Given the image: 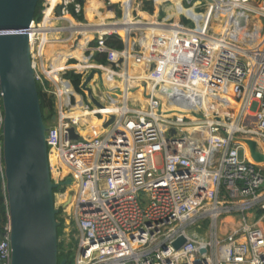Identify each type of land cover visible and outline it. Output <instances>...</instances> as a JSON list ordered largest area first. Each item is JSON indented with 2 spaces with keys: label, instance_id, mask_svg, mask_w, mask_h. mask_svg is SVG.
I'll use <instances>...</instances> for the list:
<instances>
[{
  "label": "built area",
  "instance_id": "2783aa9c",
  "mask_svg": "<svg viewBox=\"0 0 264 264\" xmlns=\"http://www.w3.org/2000/svg\"><path fill=\"white\" fill-rule=\"evenodd\" d=\"M141 3L134 0L132 8ZM43 6L29 39L36 80L55 98L57 120L48 126L46 141L53 180L69 181L55 198L62 201L60 218L68 207L77 232L73 264H264V164L249 158L245 144L232 141L233 135L252 137L264 151V36L261 48L251 46L264 27V0H211L196 12L200 18L185 15L175 22L135 20L132 10L137 26L122 33L89 30L94 35L84 44L85 60L69 56L58 71L52 64L59 45L74 47L81 34L71 26L84 0H44ZM48 15L70 26L46 24ZM125 15L108 24L123 25ZM111 34L122 37V50L105 45ZM50 42L55 50L47 49ZM96 53H106V66L92 63ZM93 69L102 80L117 82L104 86L95 73L89 85L102 107L64 76L73 70L84 80ZM138 88L139 96H127ZM2 96L0 78L1 153ZM75 106L91 114L75 115ZM111 114L115 121L104 127ZM71 127L81 138H70ZM180 236L186 242L176 249ZM11 251L8 223L0 239L1 264H10Z\"/></svg>",
  "mask_w": 264,
  "mask_h": 264
},
{
  "label": "water",
  "instance_id": "95a60500",
  "mask_svg": "<svg viewBox=\"0 0 264 264\" xmlns=\"http://www.w3.org/2000/svg\"><path fill=\"white\" fill-rule=\"evenodd\" d=\"M38 1L0 0V78L5 112L3 161L12 250L10 264H67L68 258L60 259V208L56 205L55 190L69 181L56 182L52 178L46 141L48 125L43 118L29 39ZM56 12L61 15V6ZM7 30L20 31L1 33ZM81 37V34L77 36L75 44ZM118 64H122V59ZM95 73L102 81V72L93 69L85 76L81 88L96 106L102 107L89 85ZM115 119V114H111L103 126L108 127ZM56 120L55 113L52 121ZM69 134L70 138H81L74 127L69 128ZM232 141L245 144L249 158L264 164V151L256 139L233 135ZM185 151L189 154V150ZM185 242V236H180L174 246L179 249ZM206 251V248L201 250Z\"/></svg>",
  "mask_w": 264,
  "mask_h": 264
},
{
  "label": "trees",
  "instance_id": "16d2710c",
  "mask_svg": "<svg viewBox=\"0 0 264 264\" xmlns=\"http://www.w3.org/2000/svg\"><path fill=\"white\" fill-rule=\"evenodd\" d=\"M121 1V0H120ZM43 2L44 0H39L37 7H36V12L34 15V20L36 22H40L43 18ZM123 2H125V5H130L132 7V4L134 2V0H123ZM55 3V2H54ZM142 10L143 11H147L149 13H153L154 12V1L153 0H142ZM182 0L178 1L176 3H174L173 1L170 0H166L165 3L163 4V7H168L171 11V15H176V12L178 10V8L180 6H182ZM191 8V7H188ZM194 8V7H192ZM90 13V18H93V13H91L90 11H88ZM49 14V13H48ZM118 16L121 15V10L119 9L117 12ZM163 12L161 13V18L163 16ZM76 18L78 19V21H82L84 20V14L83 12L80 14H75ZM50 16V15H49ZM197 18H200V15L197 16ZM105 45L113 48V49H118V50H122L125 47V43L124 40L122 39V37L118 34H111L105 37ZM69 56H73L76 57L78 59H85V56L82 54H74V55H69ZM67 56L65 59L67 60V58L69 57ZM94 60L99 62V63H107V59H106V53H96L94 55ZM72 61H75V59H73ZM64 76L68 79H70L75 87V89L82 93V90L80 88V84H81V74L74 72L73 70H68L65 72ZM38 91H39V98H40V102H41V108H42V112H43V118L44 120H52L53 115L55 114V98L53 95L48 94L46 91H44L42 89V86L40 84H38ZM79 106H75L74 108H77ZM100 121H98L96 118H92V125H96L99 126ZM3 153L0 152V163L4 164L3 161V157H2ZM65 188L64 187H58L55 192H59V191H63ZM61 214V210L58 214V220H60V222H63V218H60ZM260 214V213H259ZM258 214V215H259ZM9 223V206H8V199H7V192H6V179H5V175L4 173L0 172V239L3 235V233L5 232V228ZM63 232V227L60 226L59 230H58V234L60 237V234H62ZM61 245L59 242V249ZM72 252H60V259L66 257L68 258V263L67 264H73V256H72ZM1 264V263H0Z\"/></svg>",
  "mask_w": 264,
  "mask_h": 264
},
{
  "label": "bare ground",
  "instance_id": "6f19581e",
  "mask_svg": "<svg viewBox=\"0 0 264 264\" xmlns=\"http://www.w3.org/2000/svg\"><path fill=\"white\" fill-rule=\"evenodd\" d=\"M115 2L119 1V0H113ZM163 0H160V2H162ZM101 6V3L98 1V0H90L89 3H88V6H87V10L90 11L91 13L95 12L97 14L98 13V8ZM100 15V14H99ZM203 16V15H201ZM147 17V16H145ZM206 19V15L204 17ZM56 19L57 18H53L51 16L48 15V17L46 18V24L49 23L51 25H55L56 24ZM92 25H79V26H75L74 25V22L71 26V29H76L77 31H82L83 29L85 28H90L88 29V32H84V33H81L82 37H81V40L78 41V43L74 46V47H71L68 43H63L62 45H59V50H60V53L58 54V56L53 60V64H52V67L54 68V71H58L60 70L61 68L64 67V64L66 62V57L69 56V55H74V54H83V47H84V44L87 43L88 39H90L92 37V34L89 30H97V31H104V30H110V29H114V28H120V33H122V30L123 31H127V30H130L132 27L134 26H137L138 24L136 22H133V16L132 15H125V23L123 25H117V26H114V25H110L108 23H105V19L103 20H96L95 21V24L94 23H91ZM230 27V25H229ZM150 28L151 30L155 31L157 30V26H153V25H150ZM219 28V29H218ZM218 28H216L218 31H223L225 32L228 28H226L225 26H218ZM231 28V27H230ZM243 31H238L236 32L237 35H239V37H241V34H242ZM249 35H251L249 33ZM45 36L47 39H50V34H47L45 32ZM251 46H253L254 48H261V44H262V38L259 36V32L256 31V33L254 34V38L251 40ZM54 47H57L55 44H52L51 42L47 45V49L49 48H52L53 50H55L56 48ZM254 48H251V49H254ZM259 55H261L262 53V50L259 51ZM85 60V59H84ZM133 71H136V69H134ZM98 74V73H97ZM138 74H141L143 75L144 74V71H138ZM103 78V76H102ZM101 82H103V85L104 86H108L110 87L111 85H115L117 84L116 81H111V80H102ZM137 89L134 90V92L136 91ZM133 96L135 97L136 96V92L135 93H127V96ZM138 96V95H137ZM212 96H210V94L204 98V102L206 104V107L207 108H210V103L212 102ZM137 98V97H136ZM141 101H145V98L144 97H140L139 98ZM229 103L232 105L234 104L233 101L231 99H229ZM172 104V103H171ZM219 104V103H217ZM222 106H218L219 108L221 109H225L227 108L228 106L226 104H222L220 103ZM175 105V104H173ZM76 111H75V115H79L80 113H84L80 110H82L80 107H77V108H74ZM172 111H176L177 109L175 107H172L171 109ZM91 113H88V112H85L84 115H89ZM81 116V115H80ZM190 116V115H188ZM86 117L83 116V119H85ZM93 117L91 118H87L86 120L90 122V124L92 123L91 120H92ZM239 127V125L237 123H234L232 125V130H237Z\"/></svg>",
  "mask_w": 264,
  "mask_h": 264
},
{
  "label": "rangeland",
  "instance_id": "374dc122",
  "mask_svg": "<svg viewBox=\"0 0 264 264\" xmlns=\"http://www.w3.org/2000/svg\"><path fill=\"white\" fill-rule=\"evenodd\" d=\"M141 0H136V3H138L139 4V2H140ZM154 1V12L153 13H151V16L150 17H142L140 14V12H141V9H142V4L141 5H135L136 7L135 8H132L131 9V11L133 10V12H134V19L135 20H137V19H153V17H155V15H157V16H160L161 15V13L162 12H164V15H163V18H161V19H165V18H169L170 19V22H175L176 20H178V19H181V20H185L186 19V17H185V14H178V15H171V11H170V9L168 8V7H164V8H161V9H159V10H157L156 8H157V5H156V0H153ZM112 2H114L113 0H112ZM207 2H209V0H182V3H183V5L184 6H186V7H194V9L196 10V11H204L205 10V8L207 7ZM117 3V2H116ZM117 5V8H116V13L118 12V10L120 9L121 10V15L120 16H118V14H116L117 16H116V18H113V19H110L109 17H106V18H108V19H106V21H105V23H112V22H108V21H113V20H122L123 18H124V14L126 13L125 11V9H123V4H122V2L120 1L118 4H116ZM110 7V4H105V6H104V10H107L108 8ZM103 10V11H104ZM48 17V16H47ZM57 22H56V24L57 25H64V26H70V24H69V21H67V20H56ZM98 21V20H97ZM72 22H75L73 19H72ZM261 22L263 23V26H264V20L263 19H261ZM77 25H81V23L82 24H85V22H84V20H82V21H80V22H78V20H76V22H75ZM95 23V22H94ZM86 24H88L87 22H86ZM218 28V27H217ZM219 29V28H218ZM261 32H262V34H261V38L263 39V36H264V27L262 28V30H261ZM92 35H94V34H92ZM61 37L62 36H64V37H67L68 36V34L66 35H60ZM132 37H134V38H136L137 37V35L136 34H132ZM81 40V39H80ZM93 43H97V41H95V40H93L92 41ZM51 59L52 58H50V56H47V58H46V64L48 65L49 63H50V61H51ZM93 64H99V62H97V61H95L94 60V62H92ZM105 64V66H106V63H104ZM88 70H90V69H88ZM90 73V72H89ZM83 75L81 74V77H82ZM82 82H83V78H81V84H82ZM80 84V85H81ZM100 86H101V88H103L102 87V85L100 84ZM75 88V87H74ZM98 91V90H97ZM98 92H100V91H98ZM109 98H111V96H108ZM74 112L76 111L75 109L73 110ZM70 113V112H69ZM251 114H253V113H251ZM89 118V117H88ZM51 121L52 120H45V122H46V124L49 126L50 124H51ZM91 122H92V120H91ZM63 200V199H62ZM58 202L59 203H56V205L58 204H60L62 201H61V198H58ZM69 208L67 207V210L65 211V215H64V218H63V222H61V225L60 226H62L63 227V232H62V234H60V245H61V249H59V252H67V249L69 250V252H72V254H73V248H75V246H76V240H75V238L73 237V235L75 236L76 235V231H75V229L72 227V225H71V223H70V218H69V216H68V214H69Z\"/></svg>",
  "mask_w": 264,
  "mask_h": 264
},
{
  "label": "crops",
  "instance_id": "0c3cea01",
  "mask_svg": "<svg viewBox=\"0 0 264 264\" xmlns=\"http://www.w3.org/2000/svg\"><path fill=\"white\" fill-rule=\"evenodd\" d=\"M51 1H53V2H55L56 0H51ZM89 1L90 0H84V8H83V14H84V22L86 23H88V24H91V23H94L96 20H103V19H105V21H106V19H108V18H106V17H109L110 19H113V18H116V8H117V5L116 4H118L119 2H120V0L119 1H117V3L114 1V2H112V0H98L100 3H101V6L97 9L98 10V13L100 14H97L96 13V11L95 12H93V18L91 19L90 17V13L88 12V10H87V6H88V3H89ZM165 1L166 0H163L162 2H160V0H156V5H157V10H159V9H161V7L163 6V4L165 3ZM170 1H173L174 3H176V2H178V1H181V0H170ZM121 2H122V4H123V9H125L126 11V15H132L131 14V6L130 5H125V2H123V0H121ZM105 4H110V7L107 9V10H104V6H105ZM142 4V3H141ZM140 4V5H141ZM142 6H143V4H142ZM164 8V7H163ZM104 10V11H103ZM196 10L194 9V8H188V7H186V6H184V5H182V6H180L179 8H178V10H177V12H176V15H178V14H185V15H187V16H193V17H197L198 15H196ZM141 14V16L144 18L145 16H148V17H150L151 16V13H149V12H147V11H143L142 9H141V12H140ZM164 13V12H163ZM164 15V14H163ZM156 17H159V18H161V15L160 16H157V15H155V17H153V19H155ZM200 17H201V15H200ZM162 18H163V16H162ZM153 19H144V20H153ZM56 20H59V19H56ZM75 22H76V20H74ZM114 21H116V20H113V21H108V22H114ZM74 22V23H75ZM78 22H80V21H78ZM69 24H70V22H69ZM76 24V23H75ZM95 24V23H94ZM55 25H57V24H55ZM62 26H64V25H62ZM88 29H90V28H85V29H83L82 31H81V33H84V32H88ZM62 38H66V37H64V36H62ZM142 89L140 88H138V90L136 91V95H140V91H141ZM138 99L140 98V97H137ZM234 103V102H233ZM80 111H82V112H84V110H80Z\"/></svg>",
  "mask_w": 264,
  "mask_h": 264
}]
</instances>
